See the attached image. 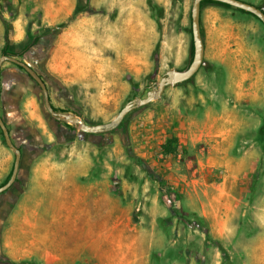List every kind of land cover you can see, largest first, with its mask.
Returning a JSON list of instances; mask_svg holds the SVG:
<instances>
[{"label":"rangeland","instance_id":"374dc122","mask_svg":"<svg viewBox=\"0 0 264 264\" xmlns=\"http://www.w3.org/2000/svg\"><path fill=\"white\" fill-rule=\"evenodd\" d=\"M194 2L0 0V60L31 65L57 112L107 123L190 65ZM201 25L208 64L100 133L56 118L4 61L0 114L22 163L0 194V264H264V22L204 2ZM16 156L0 124V187ZM55 172L79 191L72 210Z\"/></svg>","mask_w":264,"mask_h":264},{"label":"water","instance_id":"95a60500","mask_svg":"<svg viewBox=\"0 0 264 264\" xmlns=\"http://www.w3.org/2000/svg\"><path fill=\"white\" fill-rule=\"evenodd\" d=\"M217 1L225 2L240 9L249 11L255 14L256 16H258L264 22V7H259L258 5L252 2H248L246 0H217ZM202 2L203 0H195L193 5L192 17H193V34H194V42H195V55L190 65L183 70L178 68H174L170 70L166 75L162 77L158 89L154 88L150 90L147 96H136L135 98L130 100L122 108L119 114L110 122L91 124L76 114L57 112L53 107V105L51 104L48 87L44 79L41 77V75L37 73V71L33 69L32 66L26 63L25 61L19 59L15 55L7 54V53H4L0 60V100L2 96V65L4 61L11 60L23 66L40 83V85L42 86L45 92L46 105L56 118L63 119L71 123L80 124L81 129L88 133H100V132L113 130L120 125V123L132 110L136 109L139 106L147 105L157 98H161L166 88L169 85L176 86L180 83L190 80L193 76L197 74V72L203 66L208 64V61L205 59L206 47H205V40L201 26ZM0 124L4 130L5 138L8 145L12 147L17 153L14 171L9 181L0 187V194H1L7 189H9L12 186V184L17 181L22 163V150L14 143L10 130L7 127V124L5 123L1 114H0Z\"/></svg>","mask_w":264,"mask_h":264},{"label":"crops","instance_id":"0c3cea01","mask_svg":"<svg viewBox=\"0 0 264 264\" xmlns=\"http://www.w3.org/2000/svg\"><path fill=\"white\" fill-rule=\"evenodd\" d=\"M204 40H205V47H206V38L205 37H204ZM205 59H206V53H205ZM263 78H264V74H263ZM53 174L57 176V177L54 176L55 177L54 179L56 181H55V183H53V191L55 190V191L61 192L62 195L59 198L60 199H63L62 207L65 208V209H67V210H70V209L72 210L74 208V206L71 204V202L68 201V199L69 200H72V199H75V197H77L76 194L79 193L77 187L72 188L71 185H69V183L63 184L64 182H62V180L60 182L59 179L61 177H63V176H59L58 175V174H60L59 172H55ZM57 179H58V181H57ZM19 198H20L19 195H17V198L15 200L17 202L16 205L17 204L18 205L20 204ZM10 207H11L10 208V213H12L14 210H16L15 204L13 206H10ZM10 213H9V215H10ZM3 215H4V213L0 215V219L2 218ZM70 215L73 216V213L70 214Z\"/></svg>","mask_w":264,"mask_h":264},{"label":"trees","instance_id":"16d2710c","mask_svg":"<svg viewBox=\"0 0 264 264\" xmlns=\"http://www.w3.org/2000/svg\"><path fill=\"white\" fill-rule=\"evenodd\" d=\"M204 2H217V3L227 5V6H233V5H230L228 3L217 1V0H203L202 5ZM242 10H244V9H242ZM244 11H246V10H244ZM247 12H249V11H247ZM249 13H251V12H249ZM203 36H204V32H203ZM193 50L195 52V42L194 41H193ZM163 149H164V152L169 154V155L179 154L180 146H179L178 139L176 137L169 138L165 143H163Z\"/></svg>","mask_w":264,"mask_h":264}]
</instances>
